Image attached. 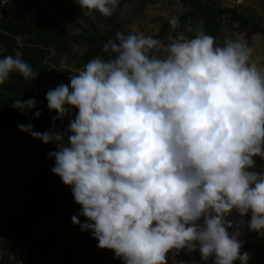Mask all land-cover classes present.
Instances as JSON below:
<instances>
[{
    "label": "clouds",
    "instance_id": "clouds-1",
    "mask_svg": "<svg viewBox=\"0 0 264 264\" xmlns=\"http://www.w3.org/2000/svg\"><path fill=\"white\" fill-rule=\"evenodd\" d=\"M77 3L110 17L120 0ZM168 24L167 44L117 32L69 83L48 90L49 130L17 128L55 145L51 171L80 206L72 223L123 264H168L180 249L212 264H247L241 228L264 236V172L250 170L253 157L264 159V67L243 39L219 44L203 27L180 30L176 16ZM12 74L38 75L19 53L0 58V85ZM12 108L27 115L36 100Z\"/></svg>",
    "mask_w": 264,
    "mask_h": 264
},
{
    "label": "trees",
    "instance_id": "trees-1",
    "mask_svg": "<svg viewBox=\"0 0 264 264\" xmlns=\"http://www.w3.org/2000/svg\"><path fill=\"white\" fill-rule=\"evenodd\" d=\"M134 0H120L115 13L119 12ZM164 0H141V7ZM178 1L185 7L177 16L181 29L203 27L204 31L221 39L225 32H237L249 43L252 36L264 38V28L240 15L235 8L216 7L209 1ZM204 3V4H203ZM54 8L55 13L48 16L43 5ZM105 30H100V25ZM81 28L83 33L71 35L66 27ZM125 22H119L115 14L104 17L98 12L88 15L77 3V0H0V58L19 53L21 58L31 65L38 75L33 81H25L18 74H12L9 81L0 85V126L11 127L19 124H33L34 131L45 132L52 127V117L56 113L47 108L46 93L59 84L69 83V73L61 68L63 58L71 57L76 48L82 50L80 61L83 66L92 58L102 55L101 48L117 32H124ZM236 25L237 27L232 28ZM234 29V30H233ZM168 22H162L156 36L167 44ZM191 36L192 32H187ZM83 66H79L78 70ZM49 88H45V86ZM21 101L34 98L36 108L27 115H22L12 108L16 99ZM41 115L33 119L34 112ZM67 128L63 122H55V130L63 133ZM28 135L27 133H22ZM55 145L48 144L43 152H37L34 158L36 175L41 178L42 186L30 191L28 209L11 214L4 222H0V264H50V255L56 254L62 261L60 264H79L75 254L80 251L85 259L88 255H96L109 264H123L115 258L112 250L100 249L90 232L81 231L79 225L72 223L71 217L78 215L80 206L74 202L71 187L62 183L54 175L56 181H50V168L47 165L48 153L55 151ZM261 165L260 157L255 161L256 171ZM3 156L0 155V169ZM64 218L63 229L51 227L42 237L41 228L49 225L56 217V210ZM81 223L85 218L80 217ZM72 237V248L63 251L65 245L59 240ZM82 259V258H81ZM81 264H83L81 262ZM85 264V261H84Z\"/></svg>",
    "mask_w": 264,
    "mask_h": 264
},
{
    "label": "rangeland",
    "instance_id": "rangeland-1",
    "mask_svg": "<svg viewBox=\"0 0 264 264\" xmlns=\"http://www.w3.org/2000/svg\"><path fill=\"white\" fill-rule=\"evenodd\" d=\"M194 1H209L216 7H231L236 11L247 17L250 21L257 23L264 28V0H245L242 5L235 6L233 0H194ZM141 0H134L132 3L119 12L115 13L119 22H125L124 33L128 32H143L145 35L156 38L158 30L162 22H168L172 16H179L185 9L178 1L167 2L159 1L154 4H147L141 7ZM204 4V3H203ZM43 10L50 17L55 13L54 8L49 5H43ZM88 15L94 12H89L83 9ZM237 27L236 25L232 28ZM71 35L82 34L81 28H73L69 25L66 27ZM100 30L104 31V25H100ZM234 30V29H233ZM225 38L244 39L243 35L237 32H225L217 43L222 44ZM162 43H164L162 41ZM165 44V43H164ZM254 49L253 60L259 66L264 67V38L254 35L248 43ZM82 50L76 48L71 57L63 58L61 68L69 73L78 70L79 66H83L80 61ZM45 88H49L47 85ZM72 117H65L67 126L69 119ZM48 144H44L38 139H33L29 135H23L18 131L17 126L3 127L0 126V155L3 156V166L0 169V222H4L11 214L17 213L22 209H28L30 204V191L42 186L41 178L36 175L35 155L37 152H43ZM258 157H253L254 161ZM261 165L257 172H264V159H261ZM47 165L50 170L54 166V161L49 159ZM50 181H56L54 174L50 171ZM64 218L61 212L56 210V217L50 224L43 226L39 237L44 236L51 227L63 229ZM59 240L64 244L70 242L71 238H63L59 234ZM254 247V246H252ZM250 259L248 264H264V240L261 246L256 249H251ZM76 260L79 263L85 264H109L96 255H88L85 259L82 257L80 251L75 254ZM82 258V259H81ZM168 264L177 263L173 258V251L168 254ZM186 264V263H182Z\"/></svg>",
    "mask_w": 264,
    "mask_h": 264
},
{
    "label": "built area",
    "instance_id": "built-area-1",
    "mask_svg": "<svg viewBox=\"0 0 264 264\" xmlns=\"http://www.w3.org/2000/svg\"><path fill=\"white\" fill-rule=\"evenodd\" d=\"M245 0H233V4L235 6L242 5ZM71 75H69L70 77ZM227 219L233 221L234 227L237 222L241 219L238 214L233 210ZM249 219V216L243 217V220L246 222ZM233 231V229H229V232ZM241 241L243 242V246L241 248V252H247L249 254L250 250L256 249L261 246L264 240V236L259 235L256 232L249 231L246 226L241 228ZM254 246V247H252ZM72 248L70 244H66L63 246V251H68ZM173 258L177 263H186V264H212V258H209L208 261L201 260L199 251L190 252L187 249L173 250ZM250 259V254H249ZM50 264H60L61 259L57 257L56 254L50 255L49 257ZM249 262V260H248ZM247 262V264H248ZM81 264V263H79ZM234 264H239V261H234Z\"/></svg>",
    "mask_w": 264,
    "mask_h": 264
}]
</instances>
